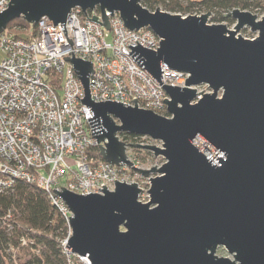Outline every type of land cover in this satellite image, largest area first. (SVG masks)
<instances>
[{"label":"water","instance_id":"1","mask_svg":"<svg viewBox=\"0 0 264 264\" xmlns=\"http://www.w3.org/2000/svg\"><path fill=\"white\" fill-rule=\"evenodd\" d=\"M95 6L101 21L93 13L88 19L105 29V12L116 11L128 29L146 27L160 38L156 50L135 40L129 55L163 87L170 117L137 107L136 98L133 106L93 102L92 63L72 52L62 57L84 88L80 101L92 113L91 135L97 143L107 140L104 147L97 144L102 159L131 167L125 144L116 137L124 132L162 141L163 148L131 145L165 160L150 169L132 166L143 177L156 174L148 179L146 203L138 200L137 185L124 181L114 180L112 191L102 185V194L52 189L73 214L68 248L89 264H264V16L233 9L223 14L235 21L228 29L208 24L209 12L182 17L158 7L149 11L139 0H9L0 11V33L14 19L36 24L47 17L66 37L70 10ZM243 27L256 35H237ZM161 63L188 73L185 86L163 85ZM201 85L209 92L197 99L193 87ZM218 248L232 258L217 256Z\"/></svg>","mask_w":264,"mask_h":264},{"label":"built area","instance_id":"2","mask_svg":"<svg viewBox=\"0 0 264 264\" xmlns=\"http://www.w3.org/2000/svg\"><path fill=\"white\" fill-rule=\"evenodd\" d=\"M8 3L9 0H0V11ZM156 7L166 12L161 6ZM92 13L101 21L98 6L86 11L79 7L70 10L64 28L72 46L60 24L54 25L47 17L39 19L36 35L28 39L16 37L5 29L0 33V194L13 190L18 181L45 191L62 219V228L55 241L67 264H73L74 258L81 264L89 262L68 248L72 234L68 217L73 214L52 189L61 191L60 187H63L80 195L102 194V185L112 191L114 180L124 181L137 185L140 189L138 200L144 203L149 200L148 179L156 174L143 177L132 166L150 169L154 165L160 167L165 160L143 146L131 145L163 148L162 141L124 132H117L116 137L125 144L126 160L132 163L131 167L125 163L116 166L98 160L94 149L100 152L98 145L104 147L107 140L97 143L91 135L87 118H92V113L80 101L84 88L72 64L62 57L70 58L72 52L74 58L92 63L88 89L93 102L114 100L133 106L131 100L136 98L137 107L170 117L163 101L169 97L163 87L129 55L131 48L128 45L136 46L138 42L142 47L156 50L160 38L146 27L128 29L116 11L113 15L105 12L109 23V29H105L88 19L92 18ZM108 37L110 42H107ZM160 71H163L160 74L163 85L184 87L189 76L163 63ZM198 88L197 99L202 94L198 93ZM109 117L120 125L118 119ZM135 149L147 150L152 161L144 166ZM19 240L21 245L28 243L24 237Z\"/></svg>","mask_w":264,"mask_h":264},{"label":"trees","instance_id":"3","mask_svg":"<svg viewBox=\"0 0 264 264\" xmlns=\"http://www.w3.org/2000/svg\"><path fill=\"white\" fill-rule=\"evenodd\" d=\"M148 10L161 6L165 11L186 15L192 8L213 12L219 21L227 20L223 13L233 9L254 13L264 11V0H139ZM21 26L23 34L14 27ZM4 31H11L16 37L28 39L36 35L37 25L22 18L9 22ZM57 87L59 81L56 80ZM95 155L103 160L97 148ZM145 155L147 150L143 149ZM9 215V217L7 216ZM0 264H67L65 256L55 241L62 228V219L50 204L45 191L36 185L18 181L13 190L0 194ZM10 229L7 230V227ZM28 240L21 245L20 238ZM30 242V243H29ZM73 264H81L75 261Z\"/></svg>","mask_w":264,"mask_h":264},{"label":"rangeland","instance_id":"4","mask_svg":"<svg viewBox=\"0 0 264 264\" xmlns=\"http://www.w3.org/2000/svg\"><path fill=\"white\" fill-rule=\"evenodd\" d=\"M166 12H168V11H166ZM168 13H171V14H179V13H173V12H168ZM203 13H206V11L205 10H202V9H198V8H192L191 9V12L188 13V14H186V15H200V14H203ZM209 13L210 14L207 17V23L208 24L221 23V24H224L228 29H234L233 27L235 25V21L232 18H231L232 19V22H229L227 20L219 21V19L217 18V15L215 13H213V12H209ZM251 13L255 14L258 18H261L262 16H264V11L262 13H259V14L254 13V12H251ZM223 14H226V13H223ZM14 28H15V30L17 32H20L22 34L27 31L26 28H22L21 26H16ZM238 34L241 37L252 39L256 35V32H251L250 29H249V27H243V28H241L238 31L237 35ZM110 41H111V38L108 37L107 38V42H110ZM0 58H1V54H0ZM193 88L196 89L197 87H193ZM198 91L199 92L202 91L201 93H205V92H208V88L206 86H204V85H201V86H199ZM135 152L137 153V156L140 158V161H141V163L144 166H146L150 161H152L150 159L148 153H146L145 155L143 154L144 152H142V149H135ZM216 254H217V256H227L229 258H232L231 255H229L225 250H223L221 248H218L217 249Z\"/></svg>","mask_w":264,"mask_h":264},{"label":"bare ground","instance_id":"5","mask_svg":"<svg viewBox=\"0 0 264 264\" xmlns=\"http://www.w3.org/2000/svg\"><path fill=\"white\" fill-rule=\"evenodd\" d=\"M149 200H147L146 202H148ZM146 202H144V203H146Z\"/></svg>","mask_w":264,"mask_h":264}]
</instances>
